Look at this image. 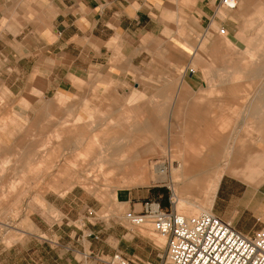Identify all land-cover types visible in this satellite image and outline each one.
Wrapping results in <instances>:
<instances>
[{
  "label": "crops",
  "instance_id": "crops-1",
  "mask_svg": "<svg viewBox=\"0 0 264 264\" xmlns=\"http://www.w3.org/2000/svg\"><path fill=\"white\" fill-rule=\"evenodd\" d=\"M236 1V8L227 9L221 18L219 0H0V164L16 156L14 148L24 146V132L38 131L39 116L54 114L55 103L63 109L59 112L62 132L71 129L69 124L75 125L72 130L83 133L82 126L76 125L80 117L69 110L66 113L65 106L75 89L81 98L88 94L83 87L99 90L110 85L106 96L120 97L129 107L150 99L171 101L168 107L160 106L158 112L142 107V121H132L125 133L128 137L134 132L160 134L162 129L155 127L158 122L152 116L170 117L165 130L175 132L185 161L184 168L178 162L171 168H181L189 173L188 178L204 183L201 192L207 208L177 196L171 168L168 177L152 165L153 174H148L146 151H135L134 144L114 148V153L126 154L102 158L99 168L108 173L107 178H118L119 173L120 178L140 185L166 177L176 202L193 213L208 211L219 193L242 189L237 203L244 205L242 211L248 209L251 219L239 217L233 226L252 235L264 223V177L254 184L244 183L242 179L253 176L232 175L226 166L220 168L219 161L228 147V155L242 161L244 167L264 173V152L258 147L264 140V80L246 96L240 94L241 87L230 80L231 76L204 75L217 40L231 42L230 32L238 30L264 34L263 23L257 28L239 27L241 20L236 18L264 16V0ZM213 24L225 28V34L215 32ZM257 50L249 46L245 49L250 55ZM199 53L206 59H200ZM259 70H264V62L246 73L253 76ZM23 100H28L30 107L25 108ZM231 115L244 117L234 129L227 120ZM247 116L255 117V150L247 146L245 151L232 153L231 141L247 139ZM7 117L14 122L2 124ZM24 117L30 120L25 128L21 123ZM232 130L237 132L233 140ZM7 133L14 136L7 139ZM197 148L204 151L195 152ZM11 176L0 171V196L6 195ZM67 194L59 195V202L48 199L59 218H50L46 225L37 222L34 239L6 246L0 236V264H84L83 253L104 252L97 244L86 243L97 241L85 236L82 223L89 220L87 210L72 213ZM169 201L174 205L171 196ZM129 207L134 209L135 203H129Z\"/></svg>",
  "mask_w": 264,
  "mask_h": 264
},
{
  "label": "rangeland",
  "instance_id": "rangeland-1",
  "mask_svg": "<svg viewBox=\"0 0 264 264\" xmlns=\"http://www.w3.org/2000/svg\"><path fill=\"white\" fill-rule=\"evenodd\" d=\"M226 12L225 7L221 8L220 17L223 18ZM236 18L241 20L239 27L257 28L262 26L261 23L264 24V16L258 14ZM217 26V24L212 25L215 32L218 30ZM261 32L231 31L228 36L231 42L227 39H224V42L217 40L214 52L209 54V68L206 69L207 72L204 75L231 76L230 80L237 82L234 84L241 87L240 94L247 96L251 89L264 80V70H259L253 76L246 73L252 66L264 62V34ZM248 46L258 50L250 55L245 51ZM198 55L200 59H206L203 54ZM232 86H234L233 83ZM84 91L88 92L87 97L84 94L80 98L78 89H75L65 106L66 113L71 111L72 115L76 113L80 117V122L76 125L82 126L83 133L72 130L75 125L69 124L67 127L71 129L66 133L62 132L59 123V112L63 110L62 105L58 106L53 101L55 103L54 111L52 110L54 114L42 115L37 120L35 119L38 123V131L33 129V131L24 132V146L14 148L16 156L0 164L1 172L7 171L12 175L7 183L6 195L0 196V236L4 237L3 241L6 246L16 241L29 242L34 239L37 222L46 225L50 218H59V212L48 199L59 202V195L68 193L66 199L70 201L72 213L83 208L93 211V215L89 217L90 221L85 220L86 224L82 223V225L85 233L94 230L98 235V239H95L97 241L87 240L86 242L95 243L97 247L104 250V252L93 250L94 253L101 255L102 258L118 253L124 258L135 261H158L165 247L164 237L157 234L149 222L141 226L130 224L124 217L125 213L130 210L139 212L141 203L146 197L157 198L161 206L167 208L170 196L177 212L187 216L198 212L193 213L186 205H179L176 202L172 186L166 177L151 182L149 185L134 184L127 178H120L119 173H117L118 178H107L108 173L99 168V160L104 157H119L116 156L117 153L121 155L125 152L116 153L115 151L114 153V148L123 144H134L135 151H146L144 160L148 174H153L151 165L157 171L154 164L167 160L170 162L169 170L177 162L181 168H184L182 148L179 142H175V132L165 130L170 117L152 116L158 122L155 127L162 129L160 134L134 132L128 137L125 133V129L132 127L130 125L132 121H142L143 116L140 113L142 107L148 109L147 111L158 112L160 106L167 104L168 107L171 101L150 99L140 105L129 107L120 97L111 99L106 96L110 93V85H103L99 90L88 85L86 88L83 87ZM42 101L40 99V104ZM29 103L28 100H23L25 108L30 107ZM43 107L46 109L45 105H40V108ZM242 119L244 117L238 115L227 117L232 129ZM12 122L14 120L7 117L2 124ZM21 123L25 128L30 120L24 117ZM254 124L255 117L247 116V139L231 141L232 153L237 149L244 150L243 148L247 146L255 150ZM117 129L119 131L116 134L114 130ZM236 134L237 132L231 131V140ZM13 136L14 133H7V139ZM258 147L264 152V140L262 144H258ZM199 151L204 150L195 149V152ZM167 152L170 153L169 157L166 155ZM223 153L225 154L219 161L220 168L226 166L227 171L232 175L253 176V178L242 179V182L254 184L264 177V173L255 172L254 167L246 168L242 161L237 160L233 155H228V147L223 149ZM181 168L175 170L171 168L174 179H176L177 196L207 208L209 205L201 192L204 183L196 181L195 178H188L189 173L182 172ZM168 174L169 172L167 177ZM241 190L215 195L209 210L232 223L239 217L251 219L248 209L244 208L242 211L244 205L237 203ZM129 203H135V208H130ZM88 249L92 250L86 247V250ZM77 258L79 259V256Z\"/></svg>",
  "mask_w": 264,
  "mask_h": 264
},
{
  "label": "built area",
  "instance_id": "built-area-1",
  "mask_svg": "<svg viewBox=\"0 0 264 264\" xmlns=\"http://www.w3.org/2000/svg\"><path fill=\"white\" fill-rule=\"evenodd\" d=\"M219 4L232 10L237 1L219 0ZM217 32L224 35L225 28L219 27ZM160 164L165 173L170 162ZM173 206L171 201L165 208L157 199L145 198L139 212L130 210L124 215L132 225L149 222L153 230L164 237L165 247L158 261H135L118 253L102 258L99 254L85 252L82 254L84 264H264V223L252 235H245L235 229L230 220L210 210L187 216L178 213ZM87 215L92 216L93 211L88 209ZM85 236L98 239L93 232Z\"/></svg>",
  "mask_w": 264,
  "mask_h": 264
},
{
  "label": "bare ground",
  "instance_id": "bare-ground-1",
  "mask_svg": "<svg viewBox=\"0 0 264 264\" xmlns=\"http://www.w3.org/2000/svg\"><path fill=\"white\" fill-rule=\"evenodd\" d=\"M168 123V122H167ZM145 156V155H144ZM126 157H128V156H126ZM124 158V157H123ZM110 159V158H109ZM114 159V158H113ZM118 159V158H117ZM127 159V158H126ZM129 159V158H128ZM139 159V158H138ZM105 160V159H104ZM116 160V159H115ZM113 161V160H112ZM111 162V161H110ZM116 162V161H115ZM124 163V162H123ZM117 165V164H116ZM122 165V164H121ZM128 165V164H127ZM113 166V165H112ZM154 166H155V168L157 169V171L159 172V173H162V174H164V172H163V166H162V164H159V162H157V163H155L154 164ZM169 167H170V165L168 166V168H167V173L169 172ZM111 168V167H110ZM114 169V168H113ZM116 169V168H115ZM110 170H112V169H110ZM117 171V170H116ZM115 171V172H116ZM141 171H142V168H141ZM165 172V173H166ZM166 173V174H167ZM117 177V176H116ZM124 177V176H123ZM115 178V177H114ZM149 179V178H148ZM212 181V180H211ZM216 181V180H215ZM212 184H214L213 182H211ZM135 184V183H134ZM209 190H210V188H208ZM208 190V191H209ZM213 191V190H212ZM209 193V192H208ZM210 195V194H209ZM176 198V197H175ZM178 200V199H177ZM179 201V200H178ZM180 202V201H179ZM172 203V202H171ZM202 211H207V210H202ZM200 212V211H199ZM198 212V213H199ZM163 237V236H162Z\"/></svg>",
  "mask_w": 264,
  "mask_h": 264
},
{
  "label": "trees",
  "instance_id": "trees-1",
  "mask_svg": "<svg viewBox=\"0 0 264 264\" xmlns=\"http://www.w3.org/2000/svg\"><path fill=\"white\" fill-rule=\"evenodd\" d=\"M159 202H160V200H159ZM160 205H161V203H160Z\"/></svg>",
  "mask_w": 264,
  "mask_h": 264
}]
</instances>
